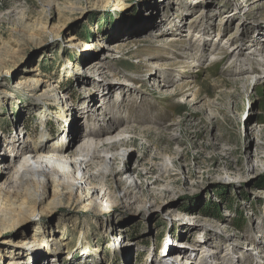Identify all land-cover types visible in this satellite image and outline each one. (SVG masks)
I'll use <instances>...</instances> for the list:
<instances>
[{
	"label": "rangeland",
	"instance_id": "rangeland-1",
	"mask_svg": "<svg viewBox=\"0 0 264 264\" xmlns=\"http://www.w3.org/2000/svg\"><path fill=\"white\" fill-rule=\"evenodd\" d=\"M78 2L0 0V153L14 162L13 143L17 153L42 136L72 150L111 118L113 138L90 145L126 142L92 164L107 173L93 181L102 214L84 200L45 205L0 237L3 264H264V75L249 76L264 70V0ZM34 77L63 100L17 87ZM104 103L123 106L101 116ZM64 104L70 123L56 117ZM35 234L49 242L41 258L11 256V243Z\"/></svg>",
	"mask_w": 264,
	"mask_h": 264
},
{
	"label": "bare ground",
	"instance_id": "bare-ground-1",
	"mask_svg": "<svg viewBox=\"0 0 264 264\" xmlns=\"http://www.w3.org/2000/svg\"><path fill=\"white\" fill-rule=\"evenodd\" d=\"M78 4H81L82 6V0H79ZM109 4H111V2L107 5ZM192 4L196 5V2L193 1ZM114 6L120 8L121 4L118 2V4ZM82 7H70L68 10L73 12L82 10ZM71 42L74 47H79L76 43V39H72ZM85 47L87 48H81V53L91 55V46L89 45ZM253 55L258 56L255 52ZM211 57H214V59L219 58L218 55L214 54H211ZM262 57L264 56L262 55ZM165 58L174 60L177 59L170 54H167ZM193 62H195V60H189L190 66L184 69L186 73L191 72L190 67ZM65 67L67 74L72 75L75 72V65L73 66L72 61H69L68 65H65ZM238 72L239 69L236 73ZM261 74L264 75L263 69L254 68L250 71L249 76L250 79L256 80V78L261 76ZM167 84L168 83H166V85ZM17 87H25L29 89L32 95L41 102L48 103L50 101H54L55 103H58L63 100H61V96L59 98V96L55 94L56 87L51 81H45L38 77L31 78L29 81L26 80V82L18 84ZM111 92H113V90H110L109 94ZM122 106L123 103L113 105L104 103L100 106L97 112L100 113L101 116H104L107 113L111 114L114 108L119 109ZM70 113L71 111L68 110V106L64 104V106L62 105L59 111L56 112V117L62 119L65 123H70ZM118 126L119 122L115 120V118H111V120L107 122V127L100 126V131L93 129L90 130L85 138V142L87 139V143L79 147H77L76 144L72 150L71 147L75 142H72L69 146L67 145L66 147H63V144L58 141L54 144V146L47 147L46 143L48 141L44 140V136H42L39 142L34 143L30 147L21 149L17 153L16 144L13 143V145H11L12 148L9 150L14 153V162L7 160L3 154L0 153V181L5 175L12 173L11 178L4 183L5 187L0 188V237L5 232L18 227L25 222L33 221V218L39 216V209L44 208L45 205L59 207L63 205L65 201L69 204H76L84 200L82 207L85 211L93 209L96 213L98 212L102 214L103 211L100 210L99 206H97V201L93 198V191L97 189V186L93 181L95 179H100L102 176H104L105 179L107 173L103 169H100L98 170L97 175L95 172L92 173L91 167L94 160L100 158L97 153L101 148L109 147L111 149H115L119 144L126 142L124 138L119 141L115 140L114 142L108 141L113 138V134L111 133H113ZM66 128L67 127H65V129ZM103 132H106V134L109 135L107 136V139L108 137L111 138L106 141L105 137L102 139V142H100V139L99 142L102 145H100L99 142L96 146H94L95 142L92 143L93 145H90V141L93 142L98 136H101ZM126 133L127 132H122L124 135L123 137H125ZM68 138L67 133V141ZM80 138L81 136L76 137V139ZM62 141H64V139ZM106 165L108 166L109 164L105 163V166ZM124 172V175L127 177V184H130V187L134 191L140 190L141 187L135 180L133 171L128 168V170ZM102 181L104 180L102 179ZM101 185L104 186L103 184ZM51 189H53L52 194H50ZM103 207L109 210V206L107 207L105 202ZM44 239L45 242L42 246L39 235L35 234L32 237L23 236V239L18 243H11L10 254L12 256L14 252L19 250L26 252V249H31V252H29L31 259L41 258L46 247L48 246L49 248V242L47 243L46 241L47 237H44ZM48 241L51 242V239ZM53 241L55 243L52 246H58V250L60 251L63 246L59 243V241H57V239H54ZM252 243L255 244V242ZM1 250L2 249L0 247V260L3 264L4 261ZM256 250H261L260 253L262 257H260L259 261L264 260V250L261 248H256ZM86 251H88V249ZM19 261L20 260H16L14 262L10 261L9 264H18L20 263ZM181 261L184 262L185 258L181 259ZM187 261L188 264H193L190 259ZM201 264H206V262H201Z\"/></svg>",
	"mask_w": 264,
	"mask_h": 264
}]
</instances>
